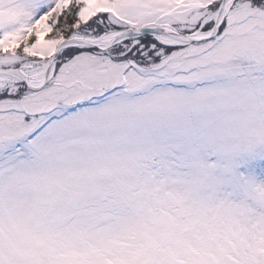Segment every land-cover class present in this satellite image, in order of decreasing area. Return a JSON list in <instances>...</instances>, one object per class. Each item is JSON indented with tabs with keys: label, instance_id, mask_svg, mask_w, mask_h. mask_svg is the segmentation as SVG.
<instances>
[{
	"label": "snow or ice",
	"instance_id": "1",
	"mask_svg": "<svg viewBox=\"0 0 264 264\" xmlns=\"http://www.w3.org/2000/svg\"><path fill=\"white\" fill-rule=\"evenodd\" d=\"M0 264H264V0H0Z\"/></svg>",
	"mask_w": 264,
	"mask_h": 264
}]
</instances>
